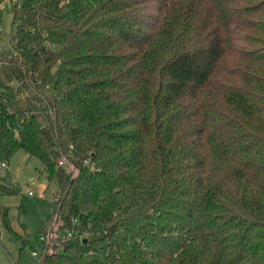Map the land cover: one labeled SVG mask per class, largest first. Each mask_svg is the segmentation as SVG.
<instances>
[{
  "label": "trees",
  "instance_id": "obj_1",
  "mask_svg": "<svg viewBox=\"0 0 264 264\" xmlns=\"http://www.w3.org/2000/svg\"><path fill=\"white\" fill-rule=\"evenodd\" d=\"M10 1L0 137L84 233L38 264H264V0Z\"/></svg>",
  "mask_w": 264,
  "mask_h": 264
},
{
  "label": "rangeland",
  "instance_id": "obj_2",
  "mask_svg": "<svg viewBox=\"0 0 264 264\" xmlns=\"http://www.w3.org/2000/svg\"><path fill=\"white\" fill-rule=\"evenodd\" d=\"M3 8L0 50L7 51L12 18L11 1L4 0ZM1 163L4 165L1 166ZM0 167V179L14 189L11 193L0 191V264H38L39 252L43 250L39 237L56 207V186L53 180H47L43 171H39L41 164L37 158L28 156L22 149L8 156L1 137ZM1 208L6 209L10 227L28 237L25 246H21L20 239L13 235L3 221ZM34 249L38 251L37 254L33 253Z\"/></svg>",
  "mask_w": 264,
  "mask_h": 264
},
{
  "label": "built area",
  "instance_id": "obj_3",
  "mask_svg": "<svg viewBox=\"0 0 264 264\" xmlns=\"http://www.w3.org/2000/svg\"><path fill=\"white\" fill-rule=\"evenodd\" d=\"M57 163L59 165H62L66 169V171L73 169V164L68 160V158L65 155L60 154V156L57 159ZM3 165L4 163H1V166ZM57 216H58L57 213L54 212L51 216V219L45 222L46 225L44 224V227L41 231L42 234L39 237L42 243V248L50 245L51 243H57L60 237L69 238L72 235H77L78 238H81L84 236V233L80 232L79 229L74 226L70 227L69 229H62V230L61 228L57 229L56 226L59 219ZM72 223L73 224L76 223V218H72ZM33 253L37 254L38 251L34 249Z\"/></svg>",
  "mask_w": 264,
  "mask_h": 264
},
{
  "label": "water",
  "instance_id": "obj_4",
  "mask_svg": "<svg viewBox=\"0 0 264 264\" xmlns=\"http://www.w3.org/2000/svg\"><path fill=\"white\" fill-rule=\"evenodd\" d=\"M84 240H85V238L82 239V241H84Z\"/></svg>",
  "mask_w": 264,
  "mask_h": 264
}]
</instances>
